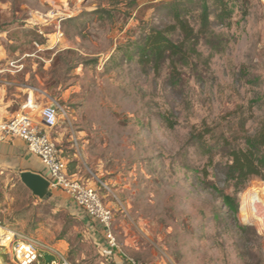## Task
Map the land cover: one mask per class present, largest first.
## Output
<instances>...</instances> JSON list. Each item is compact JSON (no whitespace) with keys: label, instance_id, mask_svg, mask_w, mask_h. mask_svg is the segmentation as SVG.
I'll return each mask as SVG.
<instances>
[{"label":"rangeland","instance_id":"obj_1","mask_svg":"<svg viewBox=\"0 0 264 264\" xmlns=\"http://www.w3.org/2000/svg\"><path fill=\"white\" fill-rule=\"evenodd\" d=\"M166 1L0 0V115L20 112L29 95L36 121L45 104L66 111L51 136L62 135L68 175L111 210L115 246L82 211L78 218L49 192L33 195L5 162L0 223L72 264H264V225L248 205L252 193L264 205V183L253 179L234 194L236 223L200 183L233 192L218 152L243 119L254 125L249 110L264 91V0H234L230 20L211 14L194 41L176 30L171 37L184 43L186 57L175 59L173 74L168 62L154 73L123 55L148 28L172 23ZM190 9L195 32L199 9ZM192 133L201 134L197 143ZM0 264H15L1 248Z\"/></svg>","mask_w":264,"mask_h":264},{"label":"trees","instance_id":"obj_2","mask_svg":"<svg viewBox=\"0 0 264 264\" xmlns=\"http://www.w3.org/2000/svg\"><path fill=\"white\" fill-rule=\"evenodd\" d=\"M234 0H170L161 4L171 17L172 23L165 26H152L135 40L132 48L124 51L125 59H135L140 68L157 73L165 62H168L172 74L177 71L176 61H184L186 57L183 42H175L171 35L178 30L185 40L194 41L199 32H204L212 23L210 16L213 14L215 22L224 23L230 20L232 13L229 3ZM189 5H192L191 7ZM212 5L215 10H211ZM199 9V29L194 32L187 17L190 8ZM195 38V39H194ZM176 59V61H175ZM175 79V76L172 75ZM258 78H252L249 83L256 84ZM252 103L255 109H250V119L254 125L246 128L247 119H243L238 130L223 136L220 140L221 174L223 182L232 188V193H227L223 188L212 181L200 182L207 185L210 191L218 196L226 208V213L237 222L238 202L234 194L243 190L253 179L264 183V91H256ZM241 133V134H240ZM201 134H191V139L197 143ZM208 153L212 151L208 148ZM212 155L208 163L211 165ZM218 164V163H217ZM205 175L207 172L205 171ZM237 228L245 231L246 227L237 224Z\"/></svg>","mask_w":264,"mask_h":264},{"label":"built area","instance_id":"obj_3","mask_svg":"<svg viewBox=\"0 0 264 264\" xmlns=\"http://www.w3.org/2000/svg\"><path fill=\"white\" fill-rule=\"evenodd\" d=\"M37 106L29 95L21 105V111L11 117L0 115V143L13 138L24 141L27 151L36 156L47 170L48 190L58 189L76 204L90 219L97 221L104 230L111 246L115 239L111 235V210L103 203L99 193L67 173V160L62 156L57 142L49 130L57 126L58 117L64 111L56 102L41 106L39 121L31 115ZM0 248L9 252L15 264H72L61 252L0 223ZM129 264H139L128 259Z\"/></svg>","mask_w":264,"mask_h":264},{"label":"crops","instance_id":"obj_4","mask_svg":"<svg viewBox=\"0 0 264 264\" xmlns=\"http://www.w3.org/2000/svg\"><path fill=\"white\" fill-rule=\"evenodd\" d=\"M50 131L51 130H49V135L51 136ZM52 138L56 142H58L62 139V135L59 134L58 137ZM0 162H5L8 165L17 166L20 170L19 172L31 171L41 174L42 176L47 175L46 168L36 156L30 154L27 151L24 141L20 138H13L11 140L0 143ZM72 176H74V174H72ZM48 192L50 193L51 197L56 198V200H58L64 207L69 209V211H71L78 218L85 216L81 213V210L76 206V204L63 191L52 189L48 190Z\"/></svg>","mask_w":264,"mask_h":264},{"label":"water","instance_id":"obj_5","mask_svg":"<svg viewBox=\"0 0 264 264\" xmlns=\"http://www.w3.org/2000/svg\"><path fill=\"white\" fill-rule=\"evenodd\" d=\"M19 177L21 182L33 195L43 198L48 194V180L41 174L31 171H22L20 172Z\"/></svg>","mask_w":264,"mask_h":264},{"label":"bare ground","instance_id":"obj_6","mask_svg":"<svg viewBox=\"0 0 264 264\" xmlns=\"http://www.w3.org/2000/svg\"><path fill=\"white\" fill-rule=\"evenodd\" d=\"M248 205H249L250 210L253 213V215H255V217L259 218V220H261V223L264 225V205H263V202L260 200L257 193H252L250 195ZM241 210L243 212V215L246 216V205L245 204L242 205Z\"/></svg>","mask_w":264,"mask_h":264}]
</instances>
